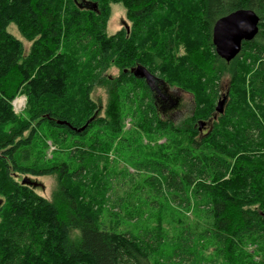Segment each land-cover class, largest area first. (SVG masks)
Segmentation results:
<instances>
[{"label": "trees", "instance_id": "1", "mask_svg": "<svg viewBox=\"0 0 264 264\" xmlns=\"http://www.w3.org/2000/svg\"><path fill=\"white\" fill-rule=\"evenodd\" d=\"M83 1L88 6L0 0V264H199L203 245L213 247L212 263L264 264V0ZM111 4L124 8L129 27L109 36ZM237 10L258 16V33L226 63L215 54L212 28ZM11 24L32 42L26 55L7 30ZM111 67L116 77L107 75ZM136 67L158 80L156 89L130 72ZM224 72L230 84L221 95ZM158 84L192 94L193 116L178 124L163 120ZM95 88L106 91L103 115L90 99ZM19 94L27 100L21 123L10 107ZM127 104L139 132L185 138L172 162L140 155L120 137ZM204 124L205 133L199 130ZM42 128L47 138L70 141L75 167L29 164ZM115 150L128 154L142 177L134 191L150 194L161 212L191 214L195 223L183 225L181 216L173 235L159 217L155 226L125 225L144 213L129 209L134 203L126 194L117 195L127 178L109 176L105 158ZM16 174L54 175L52 200ZM107 211L115 219L110 225L100 221ZM249 241H261L258 263L245 251Z\"/></svg>", "mask_w": 264, "mask_h": 264}, {"label": "rangeland", "instance_id": "2", "mask_svg": "<svg viewBox=\"0 0 264 264\" xmlns=\"http://www.w3.org/2000/svg\"><path fill=\"white\" fill-rule=\"evenodd\" d=\"M77 2L79 5L85 6L81 0H77ZM128 27L129 23L126 20L124 8L119 4H111L106 34L110 36L123 28L128 29ZM7 30L12 36L22 43L24 54L26 55L31 47L32 42L23 39L16 30L15 26L12 24ZM182 53H184V51L181 48L178 54L181 55ZM107 75L110 77H116L118 75V70L114 67H111L108 70ZM229 84L230 75L228 72H224L219 83L221 95L226 94ZM157 88L158 89L155 93V96L158 103V109L163 120H170L173 123L178 124L193 116L195 112V101L192 94L176 87H171L167 84H158ZM90 99L97 104V113L99 115H103L107 102L105 88H95L90 95ZM17 101L20 102L19 108L16 106L18 103ZM15 102L17 103L15 104V107H13ZM10 107L13 115H15L17 118L18 123H21L26 119L27 116L25 112L27 109V100L23 94H19L12 101H10ZM132 110L133 108L130 109L128 104L124 105L122 132L120 137L128 140L132 146V149L138 151V154L140 155L144 154L145 156H164L163 158L172 162L171 156L175 147L178 145L183 146L182 144H184V142L186 143L185 138L181 135H176L174 138H170V136L174 135H171L167 132L157 136L146 135L139 132L136 128L137 119L136 117L132 116ZM11 126L12 125H8L5 129L8 130ZM208 128L209 126L204 124V126L199 127V130L205 133ZM45 133L46 130L44 128L39 129L37 139L34 141V143L31 142L32 146L30 149L31 154L29 156V164L40 168H45L58 165L60 163H66L75 167V163L69 157L70 150L68 145L70 141L60 143L52 138H47ZM163 147H167V150H163ZM127 158L128 154H119L117 150L110 151L105 158V165L108 172L110 173L109 176L117 175L121 172L126 173L125 177L127 179L124 183V186L122 188H118L117 195L123 197L126 194L124 197L129 201L130 205L134 203V207H130L129 209H138L141 207V210L144 213L143 220L138 221V219L135 218L134 221H127L124 222V224L129 225L130 227L132 226L133 229L151 226V224L152 226H155L156 221L158 220L157 217H159L165 233L168 235H173V227L176 226L178 221H180V217L182 215L178 217L176 215L177 213L168 210L161 212L159 206H154L150 203L151 200H153L150 194L147 192L141 193L138 190L134 191L136 185L140 186L142 177H140V175H138L132 169L130 164L127 163ZM14 178L18 182L26 180L27 185L32 188L39 197L47 201L52 200L57 187V181L54 175L32 177L27 175L20 176L16 174L14 175ZM130 180H132V183L129 182ZM159 202L162 203L161 200ZM106 208H108V206H106ZM111 215L112 212L110 211L102 212L100 221L107 225L114 223L115 219H113ZM133 215L135 216V213H133ZM181 219L185 223H183V225L187 226L194 224L196 220L191 214H186L185 216H182ZM260 245L261 241H249L245 247V251L250 255V260H254L257 263L260 260V256L257 254V249L260 247ZM199 252H201L200 254L202 255L204 261L202 263L200 262L199 264H222L221 259H218L214 263L211 262L213 259H215L213 247L211 248L203 245Z\"/></svg>", "mask_w": 264, "mask_h": 264}, {"label": "water", "instance_id": "3", "mask_svg": "<svg viewBox=\"0 0 264 264\" xmlns=\"http://www.w3.org/2000/svg\"><path fill=\"white\" fill-rule=\"evenodd\" d=\"M84 7L88 6L81 0ZM95 7V6H94ZM258 16L251 10H237L218 19L212 28V45L218 58L226 63L233 60L240 52L241 44L253 40L258 33ZM135 77L143 78L153 86L158 80L142 67L130 71ZM222 98L216 106V112H222ZM26 183V180L22 181Z\"/></svg>", "mask_w": 264, "mask_h": 264}, {"label": "built area", "instance_id": "4", "mask_svg": "<svg viewBox=\"0 0 264 264\" xmlns=\"http://www.w3.org/2000/svg\"><path fill=\"white\" fill-rule=\"evenodd\" d=\"M17 102H18V101H17ZM17 102L14 103V106H13V107H15V104H16ZM16 106H17V108H19V106H20V102H18V103L16 104Z\"/></svg>", "mask_w": 264, "mask_h": 264}, {"label": "flooded vegetation", "instance_id": "5", "mask_svg": "<svg viewBox=\"0 0 264 264\" xmlns=\"http://www.w3.org/2000/svg\"><path fill=\"white\" fill-rule=\"evenodd\" d=\"M152 87H153L152 89H154V88L156 89V83H154V85Z\"/></svg>", "mask_w": 264, "mask_h": 264}]
</instances>
